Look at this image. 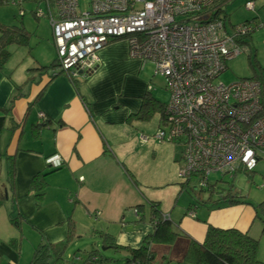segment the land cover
I'll return each instance as SVG.
<instances>
[{
  "label": "crops",
  "instance_id": "crops-1",
  "mask_svg": "<svg viewBox=\"0 0 264 264\" xmlns=\"http://www.w3.org/2000/svg\"><path fill=\"white\" fill-rule=\"evenodd\" d=\"M254 21L264 23L257 17ZM38 25L46 32L34 56L29 40L30 57L25 55L24 65L0 70V264H32L39 245L55 246L66 239L70 220L76 228L71 243L78 242L81 235L95 234L90 229L99 221V231L112 235L120 253L128 257L129 248L140 247L154 230L152 204L157 205L159 217H169L173 230L197 242L204 240L208 224L250 235L248 228L237 227V209L250 205L217 209L205 205L201 218L207 221L200 236L194 235L198 227L192 222L199 220L198 211L195 218L187 215L188 209L182 215L181 210L175 211L174 203L182 193L172 164L175 157L170 143L156 142L153 137L160 127L159 115L148 119L137 116L151 86L139 79L137 69L142 63L128 58L125 41L110 43L100 51L99 69L91 77L72 81L61 74L50 79L47 71L36 66H49L56 59V50L47 24ZM246 42L248 53L253 55L254 41ZM135 72L141 94L125 80ZM52 155L63 161L55 171L46 167L44 160ZM11 158L13 183L7 174ZM39 172L47 173L41 190L31 185ZM170 185L176 186L167 188ZM135 209L146 221L137 224L141 221ZM12 219L17 222L12 223ZM182 238L188 243L181 242ZM189 239L176 237L165 247L166 253L152 244V257L166 261L179 253L185 255ZM13 241L18 247L12 246ZM107 250L116 251L104 248Z\"/></svg>",
  "mask_w": 264,
  "mask_h": 264
},
{
  "label": "built area",
  "instance_id": "built-area-1",
  "mask_svg": "<svg viewBox=\"0 0 264 264\" xmlns=\"http://www.w3.org/2000/svg\"><path fill=\"white\" fill-rule=\"evenodd\" d=\"M45 1L56 61L70 80L97 73L99 52L114 39L126 42L128 58L151 62L154 74L165 78L169 99L153 137L183 146L180 183L196 178L194 185L204 187L212 174L253 172L264 158L261 81L219 80L227 63L249 55L244 40L264 23L229 30L224 16L230 0H87L82 10L79 0ZM252 3L245 8L254 10ZM45 164L52 170L63 161L52 155Z\"/></svg>",
  "mask_w": 264,
  "mask_h": 264
},
{
  "label": "rangeland",
  "instance_id": "rangeland-1",
  "mask_svg": "<svg viewBox=\"0 0 264 264\" xmlns=\"http://www.w3.org/2000/svg\"><path fill=\"white\" fill-rule=\"evenodd\" d=\"M87 0H79L80 9H85V3ZM251 1L253 2L255 8L254 10H247L245 8V3ZM47 3L45 0H8L7 3H3L0 5V25H12L20 24L27 32L31 33L30 37V45L33 47L32 55L35 48L39 46V43L43 41L42 33H45L46 30L43 27H40V24L45 23L47 24V31L49 35L52 36L51 26L48 24V20L46 19L47 14ZM39 14H43L42 17H39ZM225 14L228 18L227 27L230 30L232 26L240 25L244 20H251L252 18H258L264 20V0H230L228 4L225 6ZM263 29H259L252 33L250 36L246 37V40L254 41L253 55L242 54L239 55L237 58L227 63V70L222 72L220 76V81L223 82L225 85H229L236 80L241 78H255L257 80H262V68H264V40H256L258 36L264 37ZM261 31V32H260ZM50 36V37H51ZM53 38L51 37V41ZM245 41V40H244ZM122 42V41H121ZM257 42V43H256ZM50 44V42L48 41ZM41 44V43H40ZM246 45L247 42H246ZM28 46H22L16 49H13L11 52V56L9 57L8 61L6 62L5 68H15L19 69L22 67L21 65L25 62V55L28 53ZM34 56V55H33ZM30 57V56H29ZM28 61V59H27ZM13 67V68H12ZM8 70V69H7ZM139 74V79L144 80L151 88L148 89V95L151 96L156 102L160 105H165L169 99V93L166 87L165 78L161 77L160 75H154V65L151 62H147L146 65L142 66L137 69ZM136 73H129L126 81L131 83L135 91L141 94V87L137 85L136 81ZM125 81V82H126ZM124 82V83H125ZM127 84V83H125ZM133 95V94H130ZM136 110V109H134ZM156 142H161L156 139ZM171 145L172 153L175 157V162H172L175 165L176 169L180 166V158L183 150V146L181 144H169ZM163 166V163H162ZM177 171V170H176ZM209 182L210 184L217 183L218 190L225 189L230 187L233 192L239 193L241 197H246L247 201H249L252 206L247 207L244 209H237V215L240 219L239 222L237 220V227L240 228H248L249 233L252 237H255L258 240V258L260 261L263 260L264 262V234H261V221L259 218L252 219V216L255 215L254 207L259 204L264 199V158L261 159L256 168L252 173L245 172L240 170L237 172L233 177L221 176L220 173H215L210 175ZM178 180V179H177ZM179 181V180H178ZM192 187L196 184V178H193ZM176 185H170L167 188H172ZM198 188V186H196ZM206 191V190H204ZM202 197L206 199L208 197V192H204ZM196 207V210L199 214V220H192V222L197 223L194 224L198 228L194 230L195 236H200V231L202 233V228L204 229L206 224V219L201 218L204 217V213L206 212V208L204 204L197 203L195 200L192 199L189 192L182 191V193L177 197V201L175 204L176 212L181 210V215L185 213V211L189 208L190 204ZM254 206V207H253ZM205 211V212H204ZM250 211H252L250 213ZM237 218V219H238ZM146 221V219H144ZM191 222V223H192ZM142 223L139 222L137 224ZM143 224H148L144 222ZM92 231H101V224L100 222L96 221V227L94 229H90ZM91 231V232H92ZM146 231V230H145ZM204 233V230H203ZM145 234V232H144ZM143 234V237H144ZM81 239L77 242L69 244L67 250L65 251L66 260H71V258H75L78 261H83L85 259L84 255L82 254L85 251H89L91 249L98 250L102 253V256L105 258L112 259L111 264H125L127 255H124L122 252L120 253L121 249L116 251L107 250L104 251L103 246L101 243V236L100 234L97 235H81ZM194 238V237H192ZM195 239V238H194ZM181 242L188 243L187 239H179ZM98 241V242H97ZM97 245V246H96ZM159 245L161 251L166 253V246H170L165 244H156ZM164 246V247H163ZM82 252V253H81ZM119 252V253H118ZM183 257L182 253H179L174 256H170L168 260L164 261L162 259L157 260L155 259L156 263L158 264H183ZM121 258V259H120ZM125 259V260H124ZM120 262H119V261ZM71 262V261H70ZM107 264V262L101 263Z\"/></svg>",
  "mask_w": 264,
  "mask_h": 264
},
{
  "label": "trees",
  "instance_id": "trees-1",
  "mask_svg": "<svg viewBox=\"0 0 264 264\" xmlns=\"http://www.w3.org/2000/svg\"><path fill=\"white\" fill-rule=\"evenodd\" d=\"M7 2L8 0H0V5ZM226 16L227 15H225L224 17L227 23L228 18ZM252 20L254 21L256 20V18L254 17ZM248 21L249 20L242 23H246ZM29 40L30 33L27 32L20 24L13 23L9 26L0 25V70H3L5 68L6 62L11 56V52L13 51V49L22 46H28ZM116 41L119 40H111L109 44ZM36 69L40 71H47L50 79H53L61 74L66 75L65 73H63V70L61 69V66L58 64L56 59L49 66L40 65L36 66ZM261 70V89L264 102V68H262ZM140 107L141 110L139 111V114L137 116H139L140 118L148 119V117H151L154 114H158L160 117L159 128L161 129L163 127V105L159 106L158 102L156 104L155 100L146 93L142 101V106ZM171 144L178 143L171 142ZM57 169H52V171H55ZM7 174L9 175L10 182L13 183L15 169L14 160L12 158L10 160L9 172ZM46 174L47 173L45 172H39V174L33 178L31 184L32 188L35 187L38 188V190H41L43 187H45ZM219 181L210 184L208 179V183L206 186L198 188L195 185L192 187V183L190 180L181 182L179 183V185L181 186V191L189 192L192 199L197 203L210 205L212 208L215 207L217 209L222 205L233 206L238 204L252 206V204L247 201L246 197H241L239 193L233 192L232 189H230L231 186L226 188L227 190H218L219 188L217 186V183ZM203 191L208 192V197L206 199L202 197V194H204ZM254 209L255 218H259L262 223L261 234H264V199L259 204H257ZM195 210L196 207L191 203L188 208L187 215L189 216L190 212H193L194 215ZM134 213L136 215V218H139V221L144 220V217H141V215H139L138 209H135ZM159 216L160 212L157 208V205L152 204L150 221L155 225L153 227L154 230L151 234L145 237L143 241L144 244H142L140 247L129 248V256L126 259L125 264H158L155 262L156 260L154 257H152V252L150 251V246L152 244L170 245L178 236H183L189 239V237L184 233L172 229L169 217ZM193 218H195V215ZM11 221L12 223L17 222L15 219H12ZM70 222L68 224L69 229L67 231L68 236L66 237V239L60 244H55V246L54 244L50 243L39 245L35 249L33 257L31 258L32 264H101L111 260L105 258V256H102V253L100 251L94 249L85 251L83 253L81 252L85 257L83 261L77 262L74 260V258H71V260L69 261L66 260L67 258L65 257V251L67 250V246L76 237L75 223L71 220ZM206 227V234L202 242H197L195 240H192L191 238L189 239L188 248L183 257V264H264V262L260 261L258 258V240L252 238L247 232H242L234 228L222 229L213 227L210 224H208V226ZM94 233L95 234L93 235L100 234L101 244L105 249H120L119 245L116 244L115 239L112 235L104 233V231L100 233L98 231H95ZM16 244L17 243L15 241L12 242V246L16 247Z\"/></svg>",
  "mask_w": 264,
  "mask_h": 264
},
{
  "label": "clouds",
  "instance_id": "clouds-1",
  "mask_svg": "<svg viewBox=\"0 0 264 264\" xmlns=\"http://www.w3.org/2000/svg\"><path fill=\"white\" fill-rule=\"evenodd\" d=\"M250 21V20H249Z\"/></svg>",
  "mask_w": 264,
  "mask_h": 264
}]
</instances>
